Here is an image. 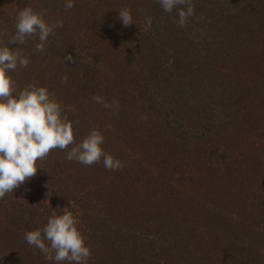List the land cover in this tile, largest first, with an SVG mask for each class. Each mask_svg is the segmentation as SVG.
<instances>
[{
  "label": "trees",
  "instance_id": "16d2710c",
  "mask_svg": "<svg viewBox=\"0 0 264 264\" xmlns=\"http://www.w3.org/2000/svg\"><path fill=\"white\" fill-rule=\"evenodd\" d=\"M66 2L0 0V47L30 61L9 75L16 91L48 90L76 143L99 130L123 167L69 161L71 145L38 160L37 174L0 199V264H56L24 233L65 211L91 250L87 264H264V0H192L183 28L186 6ZM25 7L63 22L43 52L38 34L8 43ZM94 95L118 101V114Z\"/></svg>",
  "mask_w": 264,
  "mask_h": 264
},
{
  "label": "clouds",
  "instance_id": "9594fccd",
  "mask_svg": "<svg viewBox=\"0 0 264 264\" xmlns=\"http://www.w3.org/2000/svg\"><path fill=\"white\" fill-rule=\"evenodd\" d=\"M156 2L167 13H172L178 6H186L178 9V25L181 28L195 14L192 0ZM73 7V0H67L65 10ZM43 17V11L37 13L31 7L21 9L17 16L16 33L8 43L19 42L22 45L26 37L38 34L40 43L36 44L35 51L43 52L49 35H54V28L63 27L62 21L49 25ZM119 17L125 27L132 24L130 9H121ZM152 22L151 17H146L148 27ZM65 60L72 61L73 57L66 56ZM29 63V59L23 57L20 51L0 47V199L37 174L38 160H44L54 149L67 150L70 145L67 160L91 166L103 158L106 170H120L122 162L103 149L104 136L99 130L94 129L82 142H75L72 122L62 115L60 103L51 97L45 87L32 84L16 91L15 81L9 72L14 71L18 64L27 67ZM62 79L66 82L67 76ZM92 100L105 109H113V115L118 114V101L108 102L100 95H94ZM76 223L69 211L54 214L42 229L26 231L24 239L30 246L38 248L46 261L87 264L92 253Z\"/></svg>",
  "mask_w": 264,
  "mask_h": 264
}]
</instances>
